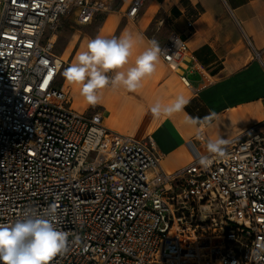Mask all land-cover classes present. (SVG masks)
<instances>
[{
	"label": "built area",
	"instance_id": "built-area-1",
	"mask_svg": "<svg viewBox=\"0 0 264 264\" xmlns=\"http://www.w3.org/2000/svg\"><path fill=\"white\" fill-rule=\"evenodd\" d=\"M113 2L0 0V226L54 206L52 222L68 239L50 264H264V135L256 127L225 145L223 157L207 151L167 173L152 139L71 111L54 87L62 61L46 30L73 12L89 24ZM144 2L133 0L126 17ZM160 49L174 70L188 62L175 34Z\"/></svg>",
	"mask_w": 264,
	"mask_h": 264
},
{
	"label": "crops",
	"instance_id": "crops-1",
	"mask_svg": "<svg viewBox=\"0 0 264 264\" xmlns=\"http://www.w3.org/2000/svg\"><path fill=\"white\" fill-rule=\"evenodd\" d=\"M132 1L114 0L109 12L86 25L78 24L73 12L61 18L54 33L46 30L54 37L53 53L62 61L54 87L67 95V107L82 115L99 114L111 132L152 139L167 173L207 152L209 140L230 142L254 127L264 135V0H145L131 20L126 12ZM125 32L135 37L125 68L134 66L149 41L161 48L171 34L185 42L188 62L174 70L160 57L156 71L144 77L136 91L108 87L100 104L88 106L79 86H70L63 71L88 39ZM180 95L189 100L182 111L153 115V105H167ZM198 132L205 137L204 145L195 139Z\"/></svg>",
	"mask_w": 264,
	"mask_h": 264
},
{
	"label": "clouds",
	"instance_id": "clouds-1",
	"mask_svg": "<svg viewBox=\"0 0 264 264\" xmlns=\"http://www.w3.org/2000/svg\"><path fill=\"white\" fill-rule=\"evenodd\" d=\"M134 43L135 37L130 32L112 38L98 34L88 39L84 50L78 52L63 71L66 82L70 86L78 85L79 94L92 107L102 102L103 90L108 87L123 86L128 91H136L142 79L156 71L161 49L157 41H149V47L136 57L134 66L125 68L133 55ZM188 103L189 100L180 95L167 105L156 103L151 111L156 117L171 116L182 111ZM205 119L210 120L211 117ZM189 122L193 125L198 123L196 119ZM201 138L198 132L197 139ZM228 143L224 138L209 140L207 150L223 157L224 146ZM210 163L207 157L200 159L202 166L207 167ZM55 211V207L50 206L44 215L26 212L23 219L0 226V264H50L54 256L65 253L68 233L52 222Z\"/></svg>",
	"mask_w": 264,
	"mask_h": 264
},
{
	"label": "rangeland",
	"instance_id": "rangeland-1",
	"mask_svg": "<svg viewBox=\"0 0 264 264\" xmlns=\"http://www.w3.org/2000/svg\"><path fill=\"white\" fill-rule=\"evenodd\" d=\"M48 36V33L45 34V37Z\"/></svg>",
	"mask_w": 264,
	"mask_h": 264
}]
</instances>
